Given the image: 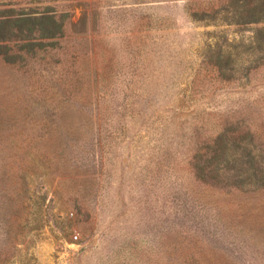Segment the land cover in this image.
I'll list each match as a JSON object with an SVG mask.
<instances>
[{
  "label": "rangeland",
  "instance_id": "obj_1",
  "mask_svg": "<svg viewBox=\"0 0 264 264\" xmlns=\"http://www.w3.org/2000/svg\"><path fill=\"white\" fill-rule=\"evenodd\" d=\"M0 264H264V0H0Z\"/></svg>",
  "mask_w": 264,
  "mask_h": 264
},
{
  "label": "built area",
  "instance_id": "obj_2",
  "mask_svg": "<svg viewBox=\"0 0 264 264\" xmlns=\"http://www.w3.org/2000/svg\"><path fill=\"white\" fill-rule=\"evenodd\" d=\"M74 240H77V236H74V238H73Z\"/></svg>",
  "mask_w": 264,
  "mask_h": 264
}]
</instances>
